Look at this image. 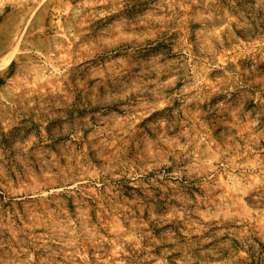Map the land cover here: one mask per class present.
<instances>
[{
    "label": "rangeland",
    "instance_id": "obj_1",
    "mask_svg": "<svg viewBox=\"0 0 264 264\" xmlns=\"http://www.w3.org/2000/svg\"><path fill=\"white\" fill-rule=\"evenodd\" d=\"M0 264H264V0H0Z\"/></svg>",
    "mask_w": 264,
    "mask_h": 264
}]
</instances>
